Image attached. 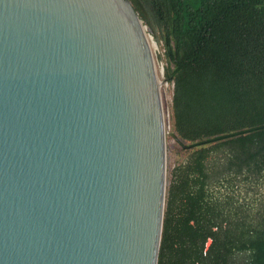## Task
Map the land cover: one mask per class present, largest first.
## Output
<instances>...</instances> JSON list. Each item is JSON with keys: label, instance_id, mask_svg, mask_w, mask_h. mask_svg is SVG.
I'll return each instance as SVG.
<instances>
[{"label": "water", "instance_id": "95a60500", "mask_svg": "<svg viewBox=\"0 0 264 264\" xmlns=\"http://www.w3.org/2000/svg\"><path fill=\"white\" fill-rule=\"evenodd\" d=\"M156 45L130 0H0V264H158Z\"/></svg>", "mask_w": 264, "mask_h": 264}, {"label": "trees", "instance_id": "16d2710c", "mask_svg": "<svg viewBox=\"0 0 264 264\" xmlns=\"http://www.w3.org/2000/svg\"><path fill=\"white\" fill-rule=\"evenodd\" d=\"M130 1L164 49L173 137L189 151L158 264H264V195L240 192L264 189V0Z\"/></svg>", "mask_w": 264, "mask_h": 264}, {"label": "rangeland", "instance_id": "374dc122", "mask_svg": "<svg viewBox=\"0 0 264 264\" xmlns=\"http://www.w3.org/2000/svg\"><path fill=\"white\" fill-rule=\"evenodd\" d=\"M154 49L159 74L162 82V87L165 96L166 108H167V116H168V159H167V192H166V199L170 185L173 183L174 178V171L175 168L183 165L188 158L189 151L185 150L181 147V145L177 142L176 138L173 137L172 131V118H171V106H172V96H173V86L164 80V69L166 65L165 57H164V49L156 45ZM247 186V185H246ZM212 190L216 193H220L219 198L223 197L226 194L225 189H221L219 186L212 187ZM242 196L246 199L249 198H257L264 195V189L259 187L258 190H246L243 187L240 190ZM216 195V194H215ZM166 209V207H165Z\"/></svg>", "mask_w": 264, "mask_h": 264}, {"label": "flooded vegetation", "instance_id": "af4514ba", "mask_svg": "<svg viewBox=\"0 0 264 264\" xmlns=\"http://www.w3.org/2000/svg\"><path fill=\"white\" fill-rule=\"evenodd\" d=\"M211 190H212V187H211ZM214 192V191H213Z\"/></svg>", "mask_w": 264, "mask_h": 264}]
</instances>
